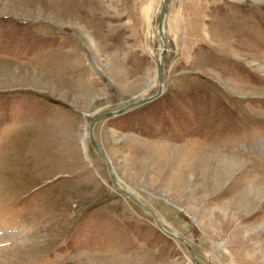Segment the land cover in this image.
Returning a JSON list of instances; mask_svg holds the SVG:
<instances>
[{
    "label": "rangeland",
    "instance_id": "rangeland-1",
    "mask_svg": "<svg viewBox=\"0 0 264 264\" xmlns=\"http://www.w3.org/2000/svg\"><path fill=\"white\" fill-rule=\"evenodd\" d=\"M0 0V264H264V0ZM92 136V137H91Z\"/></svg>",
    "mask_w": 264,
    "mask_h": 264
},
{
    "label": "water",
    "instance_id": "water-1",
    "mask_svg": "<svg viewBox=\"0 0 264 264\" xmlns=\"http://www.w3.org/2000/svg\"><path fill=\"white\" fill-rule=\"evenodd\" d=\"M170 0H162V4L160 7V16H159V23H158V29H159V35L161 37V43H162V49L160 52V55L158 56V63H157V75H158V83H159V88L158 90L151 94L148 95L146 97H142L139 99H136L134 101H132L131 103L125 104L123 105V107L121 108H117V109H113V110H108V111H104L98 115L95 116V118H93L92 123H90V130L89 133L92 130V124L94 122V120L98 119V118H109L118 114L123 113L124 111L134 107V106H138L146 101H150L152 99H155L156 97H158L161 92H162V85H163V59H164V54H165V48H166V36L165 33L162 31V22L163 19L165 17V10H166V6L169 3ZM92 137V136H91ZM92 145L93 147L96 149V151L100 154L101 157H103V159L108 163L109 166V173L111 176V179L115 185V187H117L118 189L122 190L124 194L128 195L135 203H137L140 207H142L143 209H145L146 211L150 212L152 214V216L155 219L156 225L157 227H159L162 231H164L165 233H167L168 235L175 237L177 239H179L180 241H182L189 249L190 252V257L193 258V260L197 263V264H203L201 263L195 256L194 251L192 249V247L190 246V244L188 242H186L181 236L169 231L168 229H166L164 227V225L161 223L159 217L157 216V214L155 213V211L150 208L147 204L143 203L142 201H140L137 197H135L132 193L128 192L127 190L122 189L119 184H118V178L116 176V174L113 172L110 163L107 160L106 155L104 154L102 147L94 140V138L92 137Z\"/></svg>",
    "mask_w": 264,
    "mask_h": 264
},
{
    "label": "bare ground",
    "instance_id": "bare-ground-1",
    "mask_svg": "<svg viewBox=\"0 0 264 264\" xmlns=\"http://www.w3.org/2000/svg\"><path fill=\"white\" fill-rule=\"evenodd\" d=\"M166 19V16L164 17V19H163V22H162V31L165 33V31H164V20ZM164 23V24H163ZM159 30V29H158ZM129 110V109H128ZM127 111V110H126ZM126 111H124L123 113H125ZM123 113H121V114H123ZM118 184H119V182H118ZM119 186L122 188V185H120L119 184ZM117 188V187H116ZM118 189V188H117ZM123 189V188H122ZM121 193H123V191L122 190H120V189H118ZM125 190V189H124ZM129 197V196H128ZM191 259L193 260V258L191 257ZM194 261V260H193Z\"/></svg>",
    "mask_w": 264,
    "mask_h": 264
}]
</instances>
